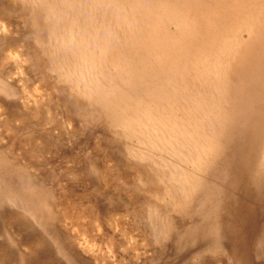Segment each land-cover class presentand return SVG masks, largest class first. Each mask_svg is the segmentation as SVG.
<instances>
[{"label": "rangeland", "instance_id": "1", "mask_svg": "<svg viewBox=\"0 0 264 264\" xmlns=\"http://www.w3.org/2000/svg\"><path fill=\"white\" fill-rule=\"evenodd\" d=\"M0 264H264V0H0Z\"/></svg>", "mask_w": 264, "mask_h": 264}]
</instances>
